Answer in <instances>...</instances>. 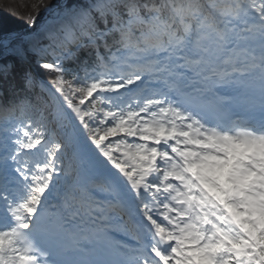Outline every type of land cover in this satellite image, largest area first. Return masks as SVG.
<instances>
[{
  "label": "snow or ice",
  "instance_id": "obj_1",
  "mask_svg": "<svg viewBox=\"0 0 264 264\" xmlns=\"http://www.w3.org/2000/svg\"><path fill=\"white\" fill-rule=\"evenodd\" d=\"M209 3L221 14L219 0ZM251 7L264 15V0H253ZM247 8L233 4L228 11L244 16ZM68 14L87 44L79 42L71 25L56 49L59 54L36 43L34 33L9 32L0 39V51L15 52L21 61L31 53L39 71L51 78L45 84L30 68L22 70L24 95L0 135V264H43L41 257L49 251L38 211L74 142L73 122L139 201L146 225L120 200L132 218L125 230L136 241L121 254L124 264H264V124H252L248 116L220 117L224 131L205 129L170 109L124 108L116 102L124 90L121 57L113 49L117 34L130 35L145 24L160 31L169 24L177 28L186 18L199 20L198 10L177 8L175 0H96L94 9L69 8ZM35 22L30 16L29 23ZM193 29L185 24L184 31L194 36ZM17 40L27 49L14 44ZM72 43L92 49L95 58L81 60ZM186 53H161L160 71L174 74ZM69 62L76 66L69 68ZM14 68L12 62L0 63V76L6 78ZM45 93L48 115L40 108ZM155 128L167 136L152 140L145 134ZM100 191L117 194L104 178ZM149 234L150 244L145 242Z\"/></svg>",
  "mask_w": 264,
  "mask_h": 264
},
{
  "label": "clouds",
  "instance_id": "obj_2",
  "mask_svg": "<svg viewBox=\"0 0 264 264\" xmlns=\"http://www.w3.org/2000/svg\"><path fill=\"white\" fill-rule=\"evenodd\" d=\"M86 2L85 10L95 8L96 0ZM175 3L177 8L194 6L200 19L189 17L177 28L169 24L162 31L138 25L130 35L117 34L113 49L121 57L124 90L116 94V102L124 108L170 109L194 127L220 131H224L220 117L240 120L248 116L249 108L264 114V15L251 7L253 0H219V15L209 0L206 5L200 0ZM233 4H246V15L229 12ZM186 23L194 26V36L184 31ZM69 25L80 33L75 21L60 23L55 31L42 26L35 42L59 54L56 49ZM177 49L182 54L187 49L186 58L174 66V74L161 72V53L175 55ZM57 169L38 211L44 238L54 249L45 254L43 264H124L121 254L136 241L125 230L132 218L118 194L97 197L102 178L69 157Z\"/></svg>",
  "mask_w": 264,
  "mask_h": 264
},
{
  "label": "trees",
  "instance_id": "obj_3",
  "mask_svg": "<svg viewBox=\"0 0 264 264\" xmlns=\"http://www.w3.org/2000/svg\"><path fill=\"white\" fill-rule=\"evenodd\" d=\"M71 2H79L85 3L82 0H69ZM60 0H0V37L3 34L23 30L27 31L29 28V17L35 15L36 19L40 17L43 13V9L45 5L55 6L58 5ZM35 28V26H32ZM91 53V56H89ZM78 55L81 60L83 59H93L92 49L82 48L81 51L78 52ZM76 65L74 62H69L68 67L74 68ZM26 68V67H24ZM20 70L18 69L12 77H9L8 80L0 77V80L4 82V84H9L15 82L16 84H21L20 81ZM44 74L47 78L51 79L47 74ZM21 95V94H19Z\"/></svg>",
  "mask_w": 264,
  "mask_h": 264
},
{
  "label": "bare ground",
  "instance_id": "obj_4",
  "mask_svg": "<svg viewBox=\"0 0 264 264\" xmlns=\"http://www.w3.org/2000/svg\"><path fill=\"white\" fill-rule=\"evenodd\" d=\"M64 19H62V20H58L57 22H53V21H48L47 23H46V27L47 28H49L50 26H52L53 24H54V26H56L57 24H59L60 25V23L63 21ZM53 31L55 30L54 28L52 29ZM93 156H96V153H94V155ZM101 169H103V170H106V162H104L103 160H102V164H101ZM111 169V168H110Z\"/></svg>",
  "mask_w": 264,
  "mask_h": 264
},
{
  "label": "rangeland",
  "instance_id": "obj_5",
  "mask_svg": "<svg viewBox=\"0 0 264 264\" xmlns=\"http://www.w3.org/2000/svg\"><path fill=\"white\" fill-rule=\"evenodd\" d=\"M59 10H56V8H54V9H52V11L50 12V14L52 15V16H57L58 15V12ZM20 34V33H19ZM20 42H22V41H20V40H17V41H15L14 42V44L15 43H20ZM5 52V51H4ZM6 54L7 53H11V52H5ZM44 109V108H43ZM150 135V133H147V136H149ZM69 147H71V145L69 146ZM143 155H146L145 153L143 154ZM72 156H73V149H72V151H71V154H70V159L72 158ZM72 160V159H71Z\"/></svg>",
  "mask_w": 264,
  "mask_h": 264
}]
</instances>
